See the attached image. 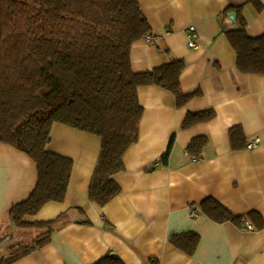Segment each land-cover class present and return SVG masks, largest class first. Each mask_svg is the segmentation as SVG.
<instances>
[{"label":"crops","instance_id":"crops-1","mask_svg":"<svg viewBox=\"0 0 264 264\" xmlns=\"http://www.w3.org/2000/svg\"><path fill=\"white\" fill-rule=\"evenodd\" d=\"M252 1L139 0L152 42L144 38L133 44L131 70L147 72L182 60L181 91L197 95L177 107L167 90L138 88L143 108L138 139L123 156V171L113 176L119 194L102 207L88 198L101 139L54 124L47 149L72 161L65 198L27 218L33 223L54 221L49 240L12 264H95L105 256L124 264H264V76L237 72L236 54L225 34V28H238L240 16L247 36L264 35V0H254L261 4L260 12ZM191 39L195 48L188 45ZM205 110H213L214 118L182 127L188 113ZM236 126L243 140H235L237 148H233L229 130ZM198 137H205L207 143L193 159L186 149ZM254 140L255 147L243 148ZM170 143L167 164L162 166L158 161ZM36 183L34 161L1 144L0 251L6 249L7 229L14 228L8 210L25 201ZM208 198L234 215L259 216L263 227L258 230L251 221L242 226L213 222L199 207ZM33 229L36 239L47 232L46 226L15 230L29 235L24 231ZM185 232L199 237L192 255L169 243L171 236ZM31 240L25 238L22 246ZM9 253L2 252L0 258Z\"/></svg>","mask_w":264,"mask_h":264},{"label":"trees","instance_id":"trees-1","mask_svg":"<svg viewBox=\"0 0 264 264\" xmlns=\"http://www.w3.org/2000/svg\"><path fill=\"white\" fill-rule=\"evenodd\" d=\"M252 3L257 12L262 10L259 2ZM239 9L234 8V12ZM237 25V29L225 28L236 54L237 72L264 76V35L247 36L240 16ZM149 33L139 0H0V145L23 152L37 168L34 190L7 215L16 229L47 227L43 237L0 258V264H12L48 243L54 221L33 223L27 218L44 205L62 203L65 198L72 161L47 149L54 124L101 139L88 198L102 207L119 194L113 176L123 171V156L138 139L143 113L138 88L157 86L167 90L177 107L197 95L181 91L182 60H171L147 72L131 70V47ZM214 116L213 110L188 113L182 127L208 122ZM229 138L237 148L235 140H243L241 128L232 127ZM206 143L205 137L193 139L187 154L198 159ZM170 147L171 143L158 161L162 166L167 164ZM199 207L215 223L242 226L251 221L256 229L263 227L259 216L234 215L211 198ZM198 242L193 232L169 238L174 248L187 255L193 254ZM95 264L124 263L105 256Z\"/></svg>","mask_w":264,"mask_h":264},{"label":"rangeland","instance_id":"rangeland-1","mask_svg":"<svg viewBox=\"0 0 264 264\" xmlns=\"http://www.w3.org/2000/svg\"><path fill=\"white\" fill-rule=\"evenodd\" d=\"M16 228H13L12 230L7 229V232L4 234L6 237V242H5V248L3 251H0V254H2V252L8 251V250H12L14 251V249L16 250V248H19L22 246L21 241L24 240L25 238H27L28 240L31 239L35 240L36 237L38 236L37 231L35 229L30 230V231H24V232H31V234L27 235V234H22L21 232H16L17 230H15ZM37 235V236H36ZM32 240L30 241V243L32 242ZM17 242H19L17 244ZM1 256V255H0ZM3 257V255H2Z\"/></svg>","mask_w":264,"mask_h":264},{"label":"built area","instance_id":"built-area-1","mask_svg":"<svg viewBox=\"0 0 264 264\" xmlns=\"http://www.w3.org/2000/svg\"><path fill=\"white\" fill-rule=\"evenodd\" d=\"M189 32L193 33V32H194V27L191 26V27L189 28ZM145 39H146V41L149 42V43L152 42V37L149 36V35L146 36ZM188 45H189L190 48H195V47H196L195 42H194L192 39L189 41ZM257 142H258L257 140H254V141L249 142L247 148L250 149V148L255 147L256 144H257ZM190 215H191L192 217H195V213H194L193 211H190ZM248 228L251 229L250 226H248Z\"/></svg>","mask_w":264,"mask_h":264}]
</instances>
